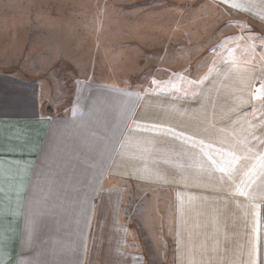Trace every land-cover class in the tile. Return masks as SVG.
<instances>
[{"label":"rangeland","instance_id":"rangeland-1","mask_svg":"<svg viewBox=\"0 0 264 264\" xmlns=\"http://www.w3.org/2000/svg\"><path fill=\"white\" fill-rule=\"evenodd\" d=\"M117 2L54 0L60 20L43 25L49 33L40 22L21 25L47 37L18 36L19 22L0 21V73L53 77L57 101L89 83L191 100L193 116L182 118V126L193 121L191 158L182 151L189 174L137 192L143 213L134 217L147 227L140 235L165 242L150 246L164 250L165 264L221 261L238 249L239 260L254 251L256 264L257 255L264 264V0ZM14 3L0 0V15L14 17ZM181 18L191 29L176 30ZM51 50L61 53L44 55L48 62L31 59ZM39 64L55 69L24 68Z\"/></svg>","mask_w":264,"mask_h":264},{"label":"crops","instance_id":"crops-1","mask_svg":"<svg viewBox=\"0 0 264 264\" xmlns=\"http://www.w3.org/2000/svg\"><path fill=\"white\" fill-rule=\"evenodd\" d=\"M13 2L15 16L0 15V21L19 22L24 33L18 36L47 37L25 33L31 29L22 23L40 22L49 33L50 25H43L60 20L52 13L54 0ZM180 21L177 31L191 29ZM50 52L61 53L38 52L31 59L48 62ZM49 80L0 73V264H165L164 250L150 249L165 242L140 235L147 227L134 217L143 213L135 198L142 187L185 181L182 151L191 158L193 121L182 126V118L193 116L191 100L89 83L57 101V82ZM142 198L148 214L150 199ZM253 253L248 261L238 259V249L221 261L209 256L193 264H256Z\"/></svg>","mask_w":264,"mask_h":264}]
</instances>
